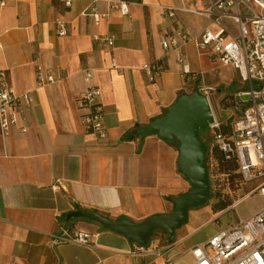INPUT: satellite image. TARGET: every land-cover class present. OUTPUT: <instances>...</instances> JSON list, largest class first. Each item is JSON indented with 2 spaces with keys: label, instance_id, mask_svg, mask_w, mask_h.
Segmentation results:
<instances>
[{
  "label": "crops",
  "instance_id": "obj_1",
  "mask_svg": "<svg viewBox=\"0 0 264 264\" xmlns=\"http://www.w3.org/2000/svg\"><path fill=\"white\" fill-rule=\"evenodd\" d=\"M4 1L0 74L5 77L0 75V86L6 83L18 95L31 93L34 104L10 135L0 132V264H194L192 250L219 232L209 223L230 209L215 214L208 207L195 215L193 210L201 208L190 210L176 242L149 253L137 252L136 243L99 224L66 218L89 210L140 223L173 213L172 201L192 189L179 171L176 142L158 135L124 137L161 117L181 92L207 87V72H216L211 80L229 90L232 80L244 84L232 67L216 60L212 47L201 48L199 36L214 28L207 17L178 13V28L191 40L179 52L162 47L163 38L173 32L165 7L203 10L217 0H130L129 16L100 1L99 24L85 16L91 0H72L71 7L60 0ZM60 23L68 30L64 37L58 35ZM223 24L236 34L231 21ZM180 54L190 66V78L182 76ZM157 64L164 71L151 82L144 67ZM38 66L57 82L39 87ZM87 73L92 74L89 80ZM244 85L230 95L244 97ZM90 87L101 91L106 139L88 132L83 123L79 103ZM22 126L26 133L19 130ZM63 228L97 235L94 246H54Z\"/></svg>",
  "mask_w": 264,
  "mask_h": 264
},
{
  "label": "built area",
  "instance_id": "obj_2",
  "mask_svg": "<svg viewBox=\"0 0 264 264\" xmlns=\"http://www.w3.org/2000/svg\"><path fill=\"white\" fill-rule=\"evenodd\" d=\"M67 7L72 6V0H60ZM107 1L115 10H119L123 16L130 14V0H91L90 7L85 16L94 24H99L101 15L96 2ZM5 6V1L0 0V8ZM167 16L172 22L173 32L171 36L162 40L165 51H181L191 40L190 35L178 28V13L194 14L211 19L214 28H206L198 40L201 48L212 47L213 54L223 66L232 67L246 85L247 92L244 97L238 96L243 105V113L239 119L231 125L229 135H224L220 128L221 122L215 118V123L210 126L214 137V143L221 151L225 161L236 160L240 176L244 183L260 182L258 190L264 197V0H217L214 5L206 9L173 8L165 7ZM231 21L236 26V34L233 35L224 21ZM68 30L64 23L59 24L58 35L64 37ZM110 40V44H112ZM182 66V76L190 78L191 69L184 62V56L180 54L178 59ZM150 81H155L164 71L162 65L153 67L145 66ZM5 77V73L0 74ZM91 79L92 74H86ZM56 78L51 74H45L41 66L37 68V83L39 87L56 83ZM258 85V89L255 85ZM203 96L210 100V89L198 88ZM101 97L100 89L90 87L85 98L79 106L84 111L83 123L86 130L99 139L108 137L105 128L104 114L98 99ZM247 98V99H246ZM34 98L31 93L18 95L14 89L6 83L0 86V132L3 136L10 135L19 119L24 115V110L31 108ZM22 133L27 128H19ZM233 205L230 210H235ZM97 235L87 232H72L63 228L62 232L55 236L53 245L76 244L88 248L94 246ZM147 246V245H146ZM137 245V252H158L161 247H149ZM194 264H264V210L248 218L239 221L234 226L221 230L212 236L205 244L192 250ZM167 264H175L169 260Z\"/></svg>",
  "mask_w": 264,
  "mask_h": 264
},
{
  "label": "water",
  "instance_id": "obj_3",
  "mask_svg": "<svg viewBox=\"0 0 264 264\" xmlns=\"http://www.w3.org/2000/svg\"><path fill=\"white\" fill-rule=\"evenodd\" d=\"M214 123L215 115L210 100L197 89L191 95L179 97L166 115L157 118L137 134L140 139L158 135L163 140L177 141L180 145L178 168L191 183L192 189L172 201L175 208L173 213L153 216L136 223L129 219L112 220L94 211L77 210L69 214L66 220L93 221L140 246L148 245L154 231L163 229L169 233L172 242L177 231L188 223L190 210L206 205L210 199L209 151L206 143L200 139L199 131L210 128Z\"/></svg>",
  "mask_w": 264,
  "mask_h": 264
},
{
  "label": "trees",
  "instance_id": "obj_4",
  "mask_svg": "<svg viewBox=\"0 0 264 264\" xmlns=\"http://www.w3.org/2000/svg\"><path fill=\"white\" fill-rule=\"evenodd\" d=\"M195 92V89H193L190 92H181L180 97L182 95H191ZM228 102V104L225 105V103ZM221 107L226 112H231L232 115L228 119L227 122H221V132L224 135H229L231 130V125L234 121L240 118V116L243 113V105L239 102L238 97L235 95H227L220 103ZM168 110H165L162 114V116L166 115ZM156 120V119H155ZM154 121V120H153ZM210 129V128H209ZM211 131V130H210ZM203 130L199 131L200 139L206 143L208 146L207 152V165H208V174H209V181H210V189H211V196L209 201L206 205L203 207H210L213 211V213H222L230 209L233 205H235L239 201V194L242 190V187L244 186V181L239 173V168L236 160H227L225 161L222 157L221 151L218 150L217 146L214 143V137L209 136V140H205L202 136ZM212 133V132H211ZM138 132H134L131 134H128L126 137H124V141H131L136 138H138ZM176 142L177 147L179 148V143ZM224 177V181L221 183L220 179ZM221 185V186H220ZM226 188V190H225ZM200 207V208H203ZM97 212V211H94ZM98 213V212H97ZM108 218V217H107ZM110 219V218H109ZM121 219H126L125 217H120L117 219L118 221ZM86 221L89 220L86 219H72L69 221ZM89 223L97 224L93 221H89ZM68 225V224H67ZM101 229L107 230L103 228L101 225H99ZM110 231V230H107ZM162 234V236L166 237V245L165 248L171 246L176 242L175 239L170 242V235L166 230L158 229L154 231L150 243L146 246L149 247L152 245L153 240L156 238V236H159V234ZM137 245V244H135ZM163 246V247H164ZM162 247V246H161Z\"/></svg>",
  "mask_w": 264,
  "mask_h": 264
},
{
  "label": "rangeland",
  "instance_id": "obj_5",
  "mask_svg": "<svg viewBox=\"0 0 264 264\" xmlns=\"http://www.w3.org/2000/svg\"><path fill=\"white\" fill-rule=\"evenodd\" d=\"M214 74L216 75V72L215 73L207 72L206 75L207 78H205L203 85L204 84L207 85L206 88H209L211 90L210 104L212 106L216 120L218 122L225 123L231 117L232 113L224 111L220 103L223 100V98H225L227 95L228 96L230 95V92L235 94V92L239 91L241 88H244L243 87L244 84H242L240 81L236 79L232 80V83L234 81V84L231 83L232 84V85L230 84L231 86L228 85L231 87V90H229L227 84L225 85L223 83H218L211 80L210 76L212 77ZM222 75H225L224 71H222ZM236 78H238L237 74H236ZM200 85L201 84H198V86ZM244 86L246 87V85ZM255 87L258 89L257 84L255 85ZM219 90L221 91L219 92ZM217 101L219 103V107L217 105L218 104ZM226 104H228V102H226L225 105ZM202 136H204L203 138L205 140L210 141L209 136H212L210 129L208 128L203 130ZM223 181H224V177L220 179L221 183ZM259 186H260V182H251V183L245 182L244 186L242 187V190L240 191L241 196L239 198V201L236 204L238 210L235 209L228 211L227 213L221 216L220 221L213 220L209 223L210 224L209 226L221 231L225 229L226 226H229L230 223L237 222L238 219L247 220L248 217L258 214L260 211H262V209L264 208V197L260 193L252 194L253 192H256L258 190ZM205 208L208 207H203L198 210H193L192 215L199 213ZM152 244H154V246L158 245L159 247L164 246L166 245V237L162 236V234L160 233L159 236H156V238L153 240Z\"/></svg>",
  "mask_w": 264,
  "mask_h": 264
}]
</instances>
